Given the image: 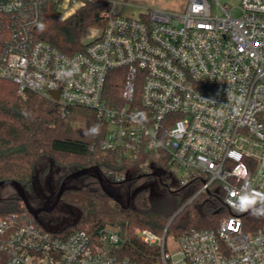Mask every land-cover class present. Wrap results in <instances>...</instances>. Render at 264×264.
I'll return each mask as SVG.
<instances>
[{"label": "built area", "instance_id": "1", "mask_svg": "<svg viewBox=\"0 0 264 264\" xmlns=\"http://www.w3.org/2000/svg\"><path fill=\"white\" fill-rule=\"evenodd\" d=\"M98 1L0 0V79L20 95L96 111L109 124L103 156L166 155L184 174L181 186L199 187L189 203L210 190L221 196L231 214L216 230H133L158 248L155 264H264V230L246 233L243 221L264 208V0H241L238 16L218 0L132 15L110 2L105 26L85 32L84 50L68 55L38 38L51 5L66 20ZM114 70L125 71L119 106L105 99ZM129 243L112 227L93 236L52 232L17 214L0 219V264H139L124 252Z\"/></svg>", "mask_w": 264, "mask_h": 264}, {"label": "trees", "instance_id": "2", "mask_svg": "<svg viewBox=\"0 0 264 264\" xmlns=\"http://www.w3.org/2000/svg\"><path fill=\"white\" fill-rule=\"evenodd\" d=\"M111 9L112 3L101 0L87 4L63 21L59 19L56 6L51 5L37 36L62 53L74 55L85 49L87 43L83 37L89 28L105 26L102 14ZM124 80V70L110 73L105 92L109 106L122 104ZM108 130V122L94 110L64 108L31 93L20 95L14 83L0 79V182L16 181L27 194L33 189L41 165L54 164L63 169L66 176L91 169L80 176L82 187L64 188L61 201L79 210V218L63 228L64 231L84 230L95 236L104 227L116 228L130 240L125 254L139 264L157 263L159 250L136 239L132 234L135 228L162 236L176 215L168 234L180 237L192 230H216L221 219L231 214L221 196L211 190L189 203L199 187L187 190L189 186H180L178 191L167 187L160 197H155L150 187H139L148 180L165 186L160 171L170 169L169 158L145 156L133 162L121 154L103 156L100 146ZM117 175H123L124 180L117 181ZM64 180L65 176L60 186ZM120 183L139 187L129 204L115 200L108 188L110 184ZM12 214L39 224L18 194L0 199V219ZM243 221L246 233L264 230V208L244 214Z\"/></svg>", "mask_w": 264, "mask_h": 264}, {"label": "rangeland", "instance_id": "3", "mask_svg": "<svg viewBox=\"0 0 264 264\" xmlns=\"http://www.w3.org/2000/svg\"><path fill=\"white\" fill-rule=\"evenodd\" d=\"M116 3V11L120 14L132 15L142 10H163L171 13H183L189 3V0H107ZM212 5H215L214 0H210ZM225 5L233 16L240 15L239 2L236 0H218ZM241 4V2H240ZM113 7V5H112ZM60 20H62L59 17ZM64 21V20H63ZM102 27L89 28V32L100 31ZM87 30V31H88ZM84 38V37H83ZM87 41V38H84ZM65 176L66 172L55 166L54 164L41 165L35 175V182L31 192L27 193L28 202L31 208L36 209L41 205H47L55 201L58 190H60V181ZM160 176L163 179L165 186H161L154 180H148L139 187H150L155 197H160L164 194V190L169 187L172 191H178L181 186V180L184 177L182 172L169 170L160 171ZM83 186L81 177L73 178L65 183V188H80ZM133 183L127 184H110L108 188L112 192L115 200L129 204L133 195L139 190ZM194 186L187 187L192 189ZM17 195V190L10 183H5L0 186V199L8 198ZM79 218V210L64 201H60L58 206L51 212H41L36 217L37 222L49 231H57L76 222ZM133 232V231H132ZM171 251H174L176 246L173 241H169Z\"/></svg>", "mask_w": 264, "mask_h": 264}, {"label": "water", "instance_id": "4", "mask_svg": "<svg viewBox=\"0 0 264 264\" xmlns=\"http://www.w3.org/2000/svg\"><path fill=\"white\" fill-rule=\"evenodd\" d=\"M53 97H54V99L58 100L59 99V94L56 93V92H54L53 93ZM90 171H91V169H88L87 168V169H83V170L77 171V172H75V173L67 176L66 179L62 182V184L60 186V190L58 192V195H57L55 201L49 207H42V208H36V209L31 208L30 205H29L28 197H27V194H26L25 190L16 181L11 180V181H8V182H0V186H2L5 183L12 184L15 187V189L17 190V194L22 199V201H23V203H24V205H25L28 213L31 214L32 216H34L36 218L38 216V214H40L41 212H51V211H53L58 206V204L61 201L62 195H63V191H64V188H65V183L68 180L73 179V178L80 177V176H82V175H84V174H86V173H88ZM175 217H176V215L171 219L169 225L172 223V221L174 220Z\"/></svg>", "mask_w": 264, "mask_h": 264}, {"label": "flooded vegetation", "instance_id": "5", "mask_svg": "<svg viewBox=\"0 0 264 264\" xmlns=\"http://www.w3.org/2000/svg\"><path fill=\"white\" fill-rule=\"evenodd\" d=\"M53 203V202H52ZM52 203H50V204H47V205H41V206H39V207H37V208H42V207H49V206H51L52 205Z\"/></svg>", "mask_w": 264, "mask_h": 264}, {"label": "crops", "instance_id": "6", "mask_svg": "<svg viewBox=\"0 0 264 264\" xmlns=\"http://www.w3.org/2000/svg\"><path fill=\"white\" fill-rule=\"evenodd\" d=\"M236 1H240V2H241V0H236ZM240 2L238 3V4H239V6H240Z\"/></svg>", "mask_w": 264, "mask_h": 264}]
</instances>
